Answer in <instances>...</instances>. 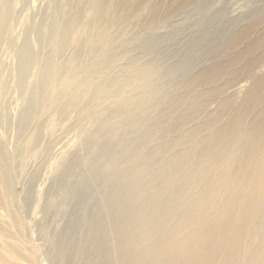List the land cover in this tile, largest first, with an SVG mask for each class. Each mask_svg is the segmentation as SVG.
Returning <instances> with one entry per match:
<instances>
[{"label":"rangeland","instance_id":"374dc122","mask_svg":"<svg viewBox=\"0 0 264 264\" xmlns=\"http://www.w3.org/2000/svg\"><path fill=\"white\" fill-rule=\"evenodd\" d=\"M19 2L23 7L16 14L23 26L27 15L48 23L50 15L57 12L61 20L56 39L63 43L61 47L59 42L44 44L37 29L29 28L28 35L20 37L12 48L9 31L0 29V68L6 66L2 79L16 61L18 47H27L53 62L69 55L67 49L73 45L77 47L70 54L91 52L94 28L106 21L111 25L106 36L117 37L112 53L119 54L120 60L105 73L132 88L129 95L134 98L129 104L139 100L143 123L115 120L124 97L94 107L102 75L97 65L78 72L71 83L64 79L52 90L43 88L33 105L27 106L28 111L12 109L15 114L6 132L12 140L17 139L19 112L23 125L34 129L29 144L24 137L17 139L14 149L9 141L0 142V169L5 176L4 185L0 182V264H54L48 254L50 243L62 232L67 218L59 210L75 204L71 198L68 203L61 198V189L57 195H48V189L73 158L82 164L75 176L67 178L69 184L91 170L95 152L88 149V143L106 120L129 132V138L121 143L123 149L136 144L144 153L163 148L156 158L160 165L174 157L184 162V170L193 169L206 187L217 189L218 205L237 195V186H230L244 166L248 170L261 158L264 174V152L253 140L254 133L256 139L264 138V0H112L108 11L99 17L87 0H68V5L62 4L65 0ZM16 32L10 36L16 37ZM157 37L161 40L147 49L146 44ZM113 54L107 58L108 64ZM150 64L155 67L152 75L159 78L155 90H147L145 77L135 75V68L138 73ZM169 69L171 73H166ZM20 71L23 75L26 68ZM4 89L6 86L0 92ZM6 100V105L14 107L11 99L10 103ZM4 107L0 115L8 108ZM238 121L241 129H236ZM208 144L212 148L208 149ZM250 201L257 216L244 225L240 263L250 249L264 241V192H255ZM234 238V234L227 235L223 241L229 243Z\"/></svg>","mask_w":264,"mask_h":264},{"label":"bare ground","instance_id":"6f19581e","mask_svg":"<svg viewBox=\"0 0 264 264\" xmlns=\"http://www.w3.org/2000/svg\"><path fill=\"white\" fill-rule=\"evenodd\" d=\"M1 1L0 29L9 31L6 34L12 48L20 37L28 35L29 28L37 29L38 37L44 44L59 42L62 46L63 42L56 39L61 20L57 12L50 15L48 23L47 19H29L27 15L22 19L23 26L16 14L22 11L20 0ZM109 1L112 0H87V3L99 17L108 11ZM62 4L68 5V0ZM108 28L111 25L106 21L94 28L96 33L91 38L93 51L70 54V50L77 47L73 45L67 49L69 55H61L54 62L27 47H18L16 61L9 67L4 80L6 66L0 68V88L6 86V90L0 92V109L6 105V99L14 103L11 107L9 102L7 110L0 115V142L5 139L14 149L17 139L24 137V142L29 144L28 138L34 126H24L20 112L28 111L27 106L33 105L34 97L43 88L52 90L64 79L71 83L78 72H86L93 65H97L102 73L93 98L94 107L111 104L124 97L121 112L115 120L121 123L132 121L137 125L143 123L138 114L139 100L129 104L134 98L129 95L132 88L105 73L108 66H116L120 60L119 54L112 53L117 37L106 36ZM11 30L17 31L16 37L10 36ZM160 40L158 37L150 40L146 44L147 49ZM110 54L114 56L108 64ZM24 67L26 73L21 75L20 70ZM154 69L152 64L139 68L138 73L135 68V75L145 77L147 90H155L159 86V78L152 75ZM166 73H171V69ZM28 78H33V83ZM17 108H21L15 120L18 135L12 140L6 132ZM129 116L131 119L126 120ZM108 124L107 120L101 123L88 143V149L95 152L91 170L82 172L81 180L69 184L67 178L75 176L82 164L80 159L73 158L62 170L61 177L48 189V195H57V190L61 189V198L66 201L71 198L75 204L71 209L62 206L59 210L67 214V218L62 232L50 243L52 250L48 254L54 264H264V241L250 249L242 263L238 261L244 225L257 216L251 197L257 191L264 192L261 158L253 162V167L248 170L244 166L241 176L230 186H237V195L218 205L217 189L206 187L194 175L193 169L184 170V162L174 157L160 165L156 158L163 148L144 153L142 146L136 144L123 149L121 143L129 138V132L120 130L121 126L109 124V127ZM256 125L255 122L254 127ZM236 129H241L239 121ZM253 136L258 148L264 152V145H261L264 138L256 139V133ZM114 142L115 151L111 153ZM207 147L212 148L211 144ZM126 165L130 166L119 170ZM203 172L207 173V169ZM3 174L0 169L2 185L5 181ZM8 180L9 177H6V182ZM101 184H105V188L99 190ZM203 187L204 191L200 192ZM85 208L90 210L89 214L83 212ZM231 234H234V240L224 242L223 239ZM256 258H259L258 262Z\"/></svg>","mask_w":264,"mask_h":264}]
</instances>
